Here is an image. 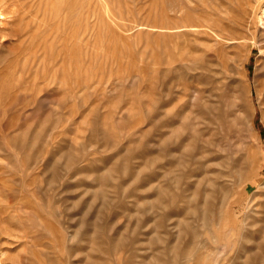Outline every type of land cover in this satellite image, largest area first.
I'll use <instances>...</instances> for the list:
<instances>
[{
  "label": "rangeland",
  "instance_id": "rangeland-1",
  "mask_svg": "<svg viewBox=\"0 0 264 264\" xmlns=\"http://www.w3.org/2000/svg\"><path fill=\"white\" fill-rule=\"evenodd\" d=\"M249 1L2 0L0 264H264Z\"/></svg>",
  "mask_w": 264,
  "mask_h": 264
},
{
  "label": "bare ground",
  "instance_id": "bare-ground-1",
  "mask_svg": "<svg viewBox=\"0 0 264 264\" xmlns=\"http://www.w3.org/2000/svg\"><path fill=\"white\" fill-rule=\"evenodd\" d=\"M7 1H8V0H7ZM14 1H17V0H14ZM52 1H53V3L55 4V6H56L57 3H59V2H58L59 0H58V1H57V0H52ZM56 1H57V2H56ZM252 1H253V0H252ZM0 2H1L0 5H2V0H1ZM19 2H20V0H19ZM75 2H76V1H75ZM204 2H205V1H204ZM238 2H239V1H238ZM243 2H244V5H245V1H243ZM248 2H250V1L248 0ZM257 2H258V1H257ZM12 3H13V2H11V4H12ZM16 3H17V2H15V5H16ZM21 3H22V1H21ZM253 3H254V1H253ZM3 4H4V2H3ZM5 4H6V3H5ZM19 4H20V3H19ZM54 4H53V5H54ZM204 4H205V3H204ZM212 4H213V3H212ZM240 4H241V3H240ZM7 5L10 6L9 3H8ZM7 5H6V6H7ZM13 5H14V4H13ZM202 5H203V4H202ZM206 5H207V4H206ZM249 5H250V4H249ZM256 5H257V4H256ZM263 5H264V4H263ZM204 6H205V5H204ZM207 6H208V5H207ZM213 6H214V5H213ZM240 6H242V4H241ZM260 6H261V5H260ZM10 7H11V6H10ZM10 7H9V8H10ZM18 7H22V6L18 5ZM197 7H198V6H197ZM208 7H209V6H208ZM208 7H207V8H208ZM11 8H12V7H11ZM13 8H14V7H13ZM238 8H240V7H238ZM243 8H247V7H246V6H245V7L243 6ZM17 9H18V8H17ZM17 9H16V10H17ZM19 9H20V8H19ZM105 9H106V8H105ZM203 9H204V8H203ZM205 9H206V8H205ZM216 9H217V6H216ZM252 9H253V8H252ZM252 9H251V10H252ZM16 10H14V11H16ZM186 10H187V9H186ZM239 11H240V10H239ZM247 11H249V10H247ZM18 12H19V11H18ZM186 12H187V11H186ZM240 12H241V11H240ZM14 13H15V12H14ZM213 13H214V12H213ZM213 13H210V14H213ZM17 14H18V13H17ZM184 14H185V12H184ZM263 14H264V9H263ZM18 15H19V14H18ZM231 15H233V14H231ZM250 15H252V14H250ZM5 16H6V11H5L4 8H2V7L0 6V19H1V20H4V17H5ZM13 16H14V15H13ZM21 16H22V15H21ZM21 16H20V18H22ZM200 16H201V15H200ZM209 16H210V15H209ZM211 16H212V15H211ZM242 16H243V15H242ZM14 17H15V16H14ZM207 17H208V16H207ZM248 17H249V16H248ZM16 18H17V17H16ZM228 18H230V16H229ZM235 18H236V17H235ZM241 18H243V17H241ZM232 19L234 20V18H232ZM239 19H240V18H239ZM244 19H245V18H244ZM244 19H243V20H244ZM261 19H262V18H261ZM224 20H225V19H224ZM236 20L239 22L238 18L235 19V21H236ZM240 20H241V19H240ZM243 20H242V21H243ZM191 21H192V20H191ZM204 21H205V20H204ZM215 21H216V20H215ZM242 21H241V22H242ZM249 21H250V20H249ZM4 22H5V21H4ZM188 22H189V21H188ZM217 22H218V21H217ZM220 22H221V21H220ZM220 22H219V23H220ZM241 22H240V23H241ZM245 22H246V21H245ZM200 23H201V22H200ZM205 23H206V22H205ZM240 23H239V24H240ZM243 23H244V22H243ZM19 24H20V23H19ZM190 24H191V23H190ZM215 24H216V23H215ZM224 24H225V23H224ZM244 24H245V23H244ZM20 25H21V24H20ZM186 25H187V24H186ZM205 25H209V24H205ZM210 25H211V24H210ZM232 25H233V24H232ZM236 25H237V24H236ZM245 25H246V24H245ZM247 25H248V24H247ZM7 26H8V25H7ZM187 26H188V25H187ZM240 26H241V25H240ZM0 27H1V26H0ZM18 27H20V26H18ZM205 27H208V28H209V26H205ZM218 27H219V26H218ZM233 27H234V26H233ZM244 27H245V26H244ZM4 28H5V27H4ZM7 28H8V27H7ZM16 28H17V27H16ZM20 28H21V27H20ZM190 28H191V26H190ZM211 28H212V27H211ZM222 28H224V27H222ZM234 28H235V27H234ZM250 28H251V27H250ZM18 29H19V28H18ZM22 29H23V28H22ZM22 29H21V30H22ZM195 29H196V28H195ZM197 29H198V28H197ZM203 29H204V28H203ZM242 29H245V28H242ZM189 30H190V29H189ZM208 30H209V29H208ZM211 30H212V29H211ZM19 31H20V30H19ZM23 31H25V30H22V32H23ZM190 31H191V30H190ZM244 31H245V30H244ZM2 32H3V31H2ZM191 32H192V31H191ZM206 32H207V30H206ZM239 32H240V31H239ZM242 32H243V31H242ZM210 33H211V31H210ZM215 33H216V32H215ZM260 33H261V35H260V36H261V37H260L261 40H260V41H262V42L264 43V30L261 31ZM207 35H208V34H207ZM208 36H209V35H208ZM260 43H261V42H260ZM261 44H262V43H261ZM180 46H181V45H180ZM262 46H263V45H262ZM239 50H240V49H239ZM179 51H180V49H179ZM176 53H177V52H176ZM185 54H186V53H185ZM176 56H177V55H176ZM191 56H192V55H191ZM10 57H11V56H10ZM9 60H10V59H9ZM177 60H179V59H177ZM177 60H176V61H177ZM190 60H192V59H190ZM234 60H235V59H234ZM180 61H181V60H180ZM225 61H226V60H225ZM235 61H236V60H235ZM181 62H182V61H181ZM184 62H185V61H184ZM184 62H183V63H184ZM177 63H178V62H177ZM235 63H236V62H235ZM239 63H240V62H239ZM10 64H11V63H10ZM227 64H228V63H227ZM222 65H223V64H222ZM236 65H237V64H236ZM238 65H240V64H238ZM27 66H28V65H27ZM27 66H26V67H27ZM229 66H230V65H229ZM10 67H11V65H10ZM30 67H31V66H30ZM25 69H26V68H25ZM6 70H7V69H6ZM226 70H227V68H226ZM230 72H231V71H230ZM0 73H1V72H0ZM25 73H26V72H25ZM239 73H240V71H239ZM243 73H244V71H243ZM220 74H221V73H220ZM229 74H231V73H229ZM241 74H242V73H241ZM1 75H2V74H1ZM3 75H4V74H3ZM224 75H225V74H224ZM239 75H240V74H239ZM241 76H242V75H241ZM229 77H230V76H229ZM1 78H2V77H1ZM231 78H232V77H231ZM224 79H225V78H224ZM2 80H3V79H2ZM2 80H1V81H2ZM225 80H226V79H225ZM243 80H244V79H243ZM230 81H231V80H230ZM10 82H11V81H10ZM67 83H68V82H67ZM69 83H70V82H69ZM1 84H2V83H1ZM30 84H31V83H30ZM241 84H242V83H241ZM243 84H244V83H243ZM2 85H3V84H2ZM14 85H15V83H14ZM34 85H35V84H34ZM192 86H193V85H192ZM8 87H9V86H8ZM248 87H250V86H248ZM13 88H14V87H13ZM16 88H17V87H16ZM32 88H33V87H32ZM34 88H36V87H34ZM245 88H246V87H245ZM2 89H3V87H2ZM36 89H38V88H36ZM246 89H247V88H246ZM8 90H9V89H8ZM14 90H15V89H14ZM247 90H248V89H247ZM3 91H4V89H3ZM3 91H1V93H2ZM5 91H6V90H5ZM188 91H189V90H188ZM239 91H240V90H239ZM10 92H11V91H10ZM10 92H9V93H10ZM25 92H26V91H25ZM11 93H12V92H11ZM16 93H17V92H16ZM14 94H15V93H14ZM25 94H26V93H25ZM244 94H245V93H244ZM32 95H33V94H32ZM13 96H14V95H13ZM246 96H247V95H246ZM11 97H12V96H11ZM248 97H249V96H248ZM28 98H29V97H28ZM249 98H250V97H249ZM242 99H243V97H242ZM251 99H253V98H251ZM6 100H7V99H6ZM243 100H244V99H243ZM245 100H246V99H245ZM9 101H10V100H9ZM249 101H250V100H249ZM25 102H26V101H25ZM25 102H24V103H25ZM24 103H23V104H24ZM249 103H250V102H249ZM21 104H22V102H21ZM249 107H250V106H249ZM24 109H25V108H24ZM240 111H241V110H240ZM252 111H253V110H252ZM241 112H242V111H241ZM8 113H9V111H8ZM244 118H245V117H244ZM248 118H249V120H248V119H247V120L249 121V123L251 122L252 125H253V119H252V121H250L251 118H250V117H248ZM243 120H244V119H243ZM8 122H9V120H8ZM211 122H212V121H211ZM8 124H9V123H8ZM8 124H7V125H8ZM246 124H247V123H246ZM6 127H7V126H6ZM252 130H253V129H252ZM250 134H251V133H250ZM248 138H249V137H248ZM252 138H253V137H252ZM26 139H27V138H26ZM23 164H24V163H23ZM25 166H26V165H25ZM19 175H20V174H19ZM0 177H1V176H0ZM231 182H232V181H231ZM263 183H264V182H263ZM263 189H264V188H263ZM260 192H261V191H260ZM234 194H235V192H234ZM254 194H255V193H254ZM263 194H264V193H263ZM16 195H17V194H16ZM252 195H253V193H252ZM15 197H16V196H15ZM252 199H253V198H252ZM254 199H255V198H254ZM259 202H260V201H259ZM258 204H259V203H258ZM21 207H22V206H21ZM258 209H259V208H258ZM259 212H260V210H259ZM248 223H249V222H248ZM263 231H264V230H263ZM25 234H26V233H25ZM241 246H242V245H241ZM242 248H243V247H242ZM251 256H253V254H252ZM260 257H261V256H260ZM258 259H259V258H258ZM263 263H264V262H263Z\"/></svg>",
  "mask_w": 264,
  "mask_h": 264
}]
</instances>
